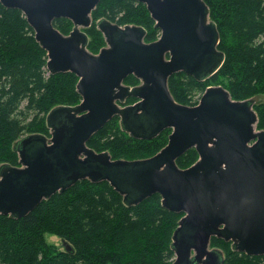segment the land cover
<instances>
[{"label":"water","instance_id":"water-1","mask_svg":"<svg viewBox=\"0 0 264 264\" xmlns=\"http://www.w3.org/2000/svg\"><path fill=\"white\" fill-rule=\"evenodd\" d=\"M133 1L147 6L160 38L147 43L143 27L104 19L97 28L106 46L93 54L85 30L101 0H0L27 18L51 75L79 77L82 97L77 106L48 113L50 138L29 134L14 143L19 165L0 166V215L22 219L80 182H107L127 207L159 194L166 210L184 214L173 235L174 264H224L212 238L232 243L237 253L264 256V130L254 109L264 97L236 101L223 86H211L198 105L179 104L169 86L174 75L205 82L226 60L210 8L204 0ZM59 19L73 23L69 35L55 27ZM129 76L141 84L125 85ZM131 98L137 101L126 105ZM115 117L137 140L172 130L168 145L136 161L97 153L88 143ZM191 149L199 159L181 169L177 161Z\"/></svg>","mask_w":264,"mask_h":264},{"label":"trees","instance_id":"trees-1","mask_svg":"<svg viewBox=\"0 0 264 264\" xmlns=\"http://www.w3.org/2000/svg\"><path fill=\"white\" fill-rule=\"evenodd\" d=\"M217 24L226 56L221 70L205 82L184 73L169 82L175 100L196 106L208 87L223 86L236 101L264 97V0H204ZM89 51L99 54L106 46L97 23L107 19L121 27L140 26L147 31L146 42L157 41L156 27L147 6L133 0H101L92 14ZM55 27L64 35L73 30L68 19ZM48 53L36 40L27 18L19 10L0 3V166L19 165L13 151L16 141L29 134L51 137L46 124L48 113L58 106H77L79 77L73 73L51 75ZM124 84H141L129 76ZM136 99H129L128 105ZM258 129L264 130V102L254 107ZM172 130L153 140H137L126 134L115 117L89 141L97 153L109 152L113 160L136 161L151 158L169 143ZM199 159L196 149L178 161L181 169ZM184 214L166 210L159 194L136 207H127L123 197L109 183L80 182L54 195L22 219L0 215V264H174L173 235ZM65 242L70 251L48 241ZM212 248L225 254L224 264H264V256L237 253L232 243L212 238Z\"/></svg>","mask_w":264,"mask_h":264},{"label":"rangeland","instance_id":"rangeland-1","mask_svg":"<svg viewBox=\"0 0 264 264\" xmlns=\"http://www.w3.org/2000/svg\"><path fill=\"white\" fill-rule=\"evenodd\" d=\"M200 100H201V97L199 95L194 96L193 103H196L198 101L200 102ZM263 101H264V98H263ZM47 239H48V241L50 243H53V244H55V245H57V246H59L61 248L63 247L62 242L58 238H56V237H48Z\"/></svg>","mask_w":264,"mask_h":264},{"label":"flooded vegetation","instance_id":"flooded-vegetation-1","mask_svg":"<svg viewBox=\"0 0 264 264\" xmlns=\"http://www.w3.org/2000/svg\"><path fill=\"white\" fill-rule=\"evenodd\" d=\"M126 105H127V103H126Z\"/></svg>","mask_w":264,"mask_h":264}]
</instances>
